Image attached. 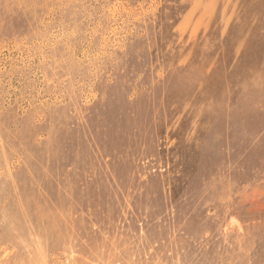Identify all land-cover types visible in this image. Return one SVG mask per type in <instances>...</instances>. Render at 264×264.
I'll return each instance as SVG.
<instances>
[{
    "label": "rangeland",
    "instance_id": "374dc122",
    "mask_svg": "<svg viewBox=\"0 0 264 264\" xmlns=\"http://www.w3.org/2000/svg\"><path fill=\"white\" fill-rule=\"evenodd\" d=\"M0 264H264V0H0Z\"/></svg>",
    "mask_w": 264,
    "mask_h": 264
}]
</instances>
